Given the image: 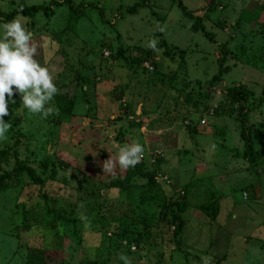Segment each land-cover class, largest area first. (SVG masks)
I'll use <instances>...</instances> for the list:
<instances>
[{
    "label": "rangeland",
    "instance_id": "374dc122",
    "mask_svg": "<svg viewBox=\"0 0 264 264\" xmlns=\"http://www.w3.org/2000/svg\"><path fill=\"white\" fill-rule=\"evenodd\" d=\"M140 1L72 0L71 9L67 0H0L4 12L20 3L44 6L15 18L32 32L35 59L49 69L57 93L74 101L72 112L63 114L54 96L46 105L53 112L43 118L24 108L17 93L8 105L3 119L11 127L0 141V177L17 160L43 178L55 175L41 190L31 187L29 202L36 207L26 215L16 198L30 178L15 173L3 180L0 264H123L121 254L130 264H264V158L252 164L231 152L235 146L244 151L240 111L255 149L264 145V0H182L215 42L191 29L194 20L177 0H149L131 13ZM221 43L231 71L212 84ZM137 45L157 54L159 71L142 70L147 62L135 74L120 66L127 56L137 66ZM165 45L184 49L183 58L167 55ZM234 88L247 93L241 107L227 99ZM222 124L228 127L223 136ZM133 143L143 147L142 169L156 170L155 184L136 175L123 189L114 185L124 175L114 174V163L119 148ZM185 187L187 209L179 212L182 231L175 234V202ZM211 196L221 198L215 222L200 210ZM68 204L85 207L88 226L67 221L44 230L53 212ZM161 211L168 222L160 221ZM59 232L57 242L51 237ZM80 232L86 233L84 243ZM45 233L53 242L47 247Z\"/></svg>",
    "mask_w": 264,
    "mask_h": 264
},
{
    "label": "trees",
    "instance_id": "16d2710c",
    "mask_svg": "<svg viewBox=\"0 0 264 264\" xmlns=\"http://www.w3.org/2000/svg\"><path fill=\"white\" fill-rule=\"evenodd\" d=\"M70 4V8L72 9V0H67ZM149 0H141L140 2H137L133 5V7L130 9L131 13H136L137 12V8L138 7H144L146 6L147 2ZM176 1V0H175ZM178 1V6L181 8V10L183 11V13L185 14V16H188L190 19H193L194 22L191 26V29L194 32H200V34H202L203 36L207 37L211 42H215V35L214 33L208 31L203 23V19L202 17L195 15L192 12L187 11L186 6L184 5V3L182 2V0H177ZM58 6H61L63 1L56 2ZM44 8V6L42 5H25L23 3L18 4L13 10H11L10 12H4V11H0V15L4 18V22L7 21H11L13 18H15L18 15H23V16H27L30 13L32 14H36L37 12H39L40 10H42ZM46 8V7H45ZM80 10V9H79ZM79 10L73 9V11L78 12ZM101 14L103 16V12L101 11ZM55 37L57 38L58 41H62V34H57L55 35ZM221 49H220V55L217 58V64H218V70L217 73L213 75V78L211 80L210 83L214 84L215 82H219L222 80L224 75H227L230 73L231 71V67L229 65L226 64L227 60H228V56H229V50L226 46L225 43H221L220 44ZM136 49L133 48V50L137 51V54L140 55L139 57L137 56L135 59V62L137 64V66H133V64L128 61L129 56L125 57L124 60V64L120 65V66H125L127 67L128 70H130L131 74H135L137 73L136 68L138 66H142L143 63L147 62L148 64H151L152 67H148V64L145 66H142V70H146V69H156L159 71V67L161 66V62L158 63V57L157 54L155 52L146 50L145 48H141L140 45L135 46ZM130 51H132V49H129ZM165 52L167 55L169 56H173L174 54H180V56L183 58L184 54H185V50L184 49H179L175 46L169 48L168 45H165ZM131 57V56H130ZM171 60L175 61L174 57L170 58ZM178 64H180V62H178ZM184 70L186 69V65L184 64V61L181 63L180 65ZM185 75V74H184ZM188 83H185L183 85L182 88H180V94H182L187 87ZM174 88L176 89L177 87L174 86ZM173 88V89H174ZM247 95L246 92H244L243 90H239V89H231L228 92L227 95V99L229 100L230 104H237L238 107H241L239 104L244 100V97ZM57 103H58V107L60 109V111L63 114H70L72 112V109L74 107V101L72 99H65L61 94L57 93L55 95ZM186 98L190 99L191 96H185ZM187 100V99H186ZM236 109H233V107L230 109V112L234 111ZM218 114H220V111H218ZM231 117H233L232 113H229ZM239 118L242 120V124H241V130L240 132V137L243 139V145H244V151L240 152V149L236 148L237 146L231 147V152H233V154H239L242 153V156L244 158H246L250 163L252 164H256L260 159L264 158V145L261 149L256 150L255 145H254V138L251 134L250 128L248 127V125H246L245 121V117L242 115V111H240L238 113ZM223 119V117H221L219 120ZM204 123H205V119ZM201 121V124H204ZM223 125V128L221 131H219L218 134L220 135H225L228 133L227 131V125ZM195 131L197 132V129L195 128ZM199 134V132H197ZM196 133V134H197ZM218 137V136H217ZM219 138V137H218ZM237 156V155H236ZM15 157L18 159V155L17 153H15ZM0 158H3V152H0ZM162 160V159H161ZM160 158H158L157 163L161 162ZM163 161V160H162ZM116 165V172L114 174H116V176L118 178L123 176V181L120 182L118 181L119 179L115 180L114 185L120 187V188H127L129 187V182L130 180L134 177V176H140V177H144L146 178L147 182L151 185L155 184L154 181V175L156 173L155 169H151V170H143L142 166L140 164H136L134 167H129L127 169H121L118 165V163H114ZM144 165V163H142ZM124 171V172H123ZM16 173V175L18 174H26L29 178H30V183H25L24 185H21V189L17 191V200L18 198H21V201L18 200V202H20L22 204V210L24 212V214L26 215L27 212L29 211H34L35 209H33L34 207H36L35 204H31L29 201L31 200V195H30V189L31 187L33 188V190H36L37 186H40V190L42 187H44V183L45 181L50 178L53 177L55 175L52 174L49 177H44L42 176L41 173L38 172V170H36V168L32 167L31 165L17 160L13 171L12 172H7L4 176L0 177V189H3L1 187V185L3 184V180L8 179L9 177H13L14 174ZM124 175H120L123 174ZM112 178H114V176L112 175ZM187 191V187L184 188V192L182 196L178 197L175 204L178 206V212H175L173 214V223L176 224L175 226V234H180L182 231V218L179 214V212H184L187 209V204L183 202V199L185 197ZM93 196V195H89L88 197ZM87 204H85L86 206ZM83 205H70L68 204L65 209L63 211H55V213L53 212V221L50 224L45 225L46 229H53V228H61L62 223H66L67 221L76 225V222L81 221L80 216L84 215V210L85 207ZM221 198L219 196H211V200H209L207 203H204L200 206V210L201 212L206 215V217L209 219V221L211 222H215L217 217L220 215V210H221ZM51 209V208H50ZM29 210V211H28ZM96 210H97V206H96ZM49 212L51 210H48ZM15 213H16V209H15ZM161 214L164 216V219H160V221L162 222H168V217L165 211H161ZM170 215V214H169ZM38 222H36L37 224ZM56 225V226H55ZM40 226V224L38 225V227ZM81 236L79 241L81 243H84V234H86L85 232H80ZM57 235L59 236L58 238L55 237H51L53 239L58 240L57 242L62 240V236H61V232L57 233ZM44 236V241H45V245L46 247L51 243V245L53 244L52 239L49 237V234L45 233L43 234ZM227 236V235H226ZM49 238L51 239V241L49 240ZM228 254H223L222 257H225L226 259L228 258L227 256ZM116 255L114 256L113 259H115ZM117 262V259H115ZM114 262V261H113ZM110 263V264H119L117 263ZM109 264V263H108ZM245 264V263H243Z\"/></svg>",
    "mask_w": 264,
    "mask_h": 264
},
{
    "label": "clouds",
    "instance_id": "9594fccd",
    "mask_svg": "<svg viewBox=\"0 0 264 264\" xmlns=\"http://www.w3.org/2000/svg\"><path fill=\"white\" fill-rule=\"evenodd\" d=\"M154 46V41L149 42V47ZM35 54L33 34L24 26L22 19L13 18L0 23V141L6 139L11 127L3 117L8 115V105L15 103L14 93L20 95L21 105L32 114H39L43 118L53 112V108L46 105L57 94V87L49 69L37 62ZM105 55L108 56V53ZM142 155V145L133 143L119 148L116 162L121 169H127L134 167ZM111 163L109 158L103 164V169L106 170ZM80 219L87 227V218L81 215ZM119 259L123 264H130L123 254Z\"/></svg>",
    "mask_w": 264,
    "mask_h": 264
},
{
    "label": "built area",
    "instance_id": "2783aa9c",
    "mask_svg": "<svg viewBox=\"0 0 264 264\" xmlns=\"http://www.w3.org/2000/svg\"><path fill=\"white\" fill-rule=\"evenodd\" d=\"M202 123H204V120H202Z\"/></svg>",
    "mask_w": 264,
    "mask_h": 264
}]
</instances>
